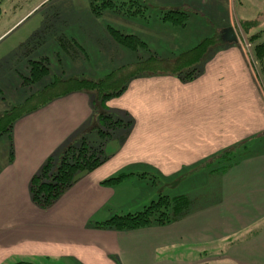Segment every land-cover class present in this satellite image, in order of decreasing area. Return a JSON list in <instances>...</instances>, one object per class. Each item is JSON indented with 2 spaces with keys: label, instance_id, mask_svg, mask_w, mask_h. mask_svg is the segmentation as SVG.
I'll list each match as a JSON object with an SVG mask.
<instances>
[{
  "label": "crops",
  "instance_id": "0c3cea01",
  "mask_svg": "<svg viewBox=\"0 0 264 264\" xmlns=\"http://www.w3.org/2000/svg\"><path fill=\"white\" fill-rule=\"evenodd\" d=\"M235 1L181 0V7L225 9L227 29L236 33ZM224 28L194 80L142 74L106 103L107 113L132 125L105 143L108 160L83 173L49 208L34 203L31 180L84 137L99 141L96 95L73 92L16 121L9 138H0V264H264V92L243 46L226 41ZM238 145L227 169L211 163ZM120 174L128 176L103 184ZM174 181L180 188H159ZM161 195L186 196L190 213L165 227H95L142 211Z\"/></svg>",
  "mask_w": 264,
  "mask_h": 264
},
{
  "label": "rangeland",
  "instance_id": "374dc122",
  "mask_svg": "<svg viewBox=\"0 0 264 264\" xmlns=\"http://www.w3.org/2000/svg\"><path fill=\"white\" fill-rule=\"evenodd\" d=\"M114 1L117 5H122L130 0ZM137 1L145 6L144 12L148 17H128L117 13L124 11L116 9L106 10L101 16H96L91 0H0V36L3 35L0 38V117L16 107L22 106L23 112L46 99L47 95L60 93L61 88L55 87L42 98L32 97L56 78L67 80L78 76L99 80L124 66L130 67L126 76L140 68L148 74L146 72H152L153 65L136 64L149 59L152 54L161 60L172 61L210 38H216L217 41L208 51L218 48L217 43L223 38L222 27L227 29L229 25V12L225 9L221 12H196V1L192 2L194 5L191 9L194 10L190 12L183 11L181 0ZM101 2L102 0H96L93 3L99 5ZM129 6L131 4L125 5V8ZM234 6L231 16L234 19L238 43L243 46L257 83L264 92L260 66L249 38L250 35L262 31L261 41H264V0H236ZM132 8L137 9V6L133 5ZM176 10L187 13L186 27L163 21L162 13ZM246 19L249 21H245ZM160 21L173 29L162 28L158 25L162 24ZM249 22L254 23L249 25ZM109 27L126 35L138 36L147 43L148 49L133 51L116 45ZM254 30L259 31L249 34ZM5 31L8 32L4 34ZM74 39L85 47L88 58L72 59L66 53L62 40ZM248 44L250 48L247 47ZM45 57L50 58L51 72L39 83L27 84L25 78L31 76L30 61H40ZM196 68L199 69L198 64ZM121 76L125 77L123 74ZM9 136L7 134L5 137ZM4 155L5 150L0 144V158ZM59 161L55 163V167ZM223 164L227 165L228 162ZM82 174L78 173L77 179ZM159 186L162 190L180 188L177 181L161 182Z\"/></svg>",
  "mask_w": 264,
  "mask_h": 264
},
{
  "label": "trees",
  "instance_id": "16d2710c",
  "mask_svg": "<svg viewBox=\"0 0 264 264\" xmlns=\"http://www.w3.org/2000/svg\"><path fill=\"white\" fill-rule=\"evenodd\" d=\"M92 1L93 13L96 16H101L106 10H120L124 12H117L128 17H148L144 12V7L137 0H130L129 2H123L122 5H117L114 0H102L98 4H94L96 0ZM131 4V6L125 8V5ZM136 5L137 9H133L132 6ZM128 9V10H127ZM163 14V21L170 22L175 26L186 27L188 21V15L183 11H169ZM254 22H249V25H253ZM111 36L116 45L123 47L127 50L138 51L140 48L148 49L147 43L141 40L136 35H126L121 31L109 27ZM262 32V31H261ZM261 32L250 35V41L253 45L254 56L260 66V73L264 83V41H261ZM216 38H210L203 40L199 45L193 49L183 53L180 57L166 61L161 60L152 54L149 59L138 62L136 66L150 64L152 72H146L148 74L157 73H171L178 76L184 81L194 80L198 75L197 64L202 60L208 49L216 43ZM220 41V39H219ZM62 46L66 50V53L72 57V59L88 58V54L85 47L79 44L75 39L62 40ZM50 60L43 58L40 61H30V77L25 78L27 84H37L44 79L50 71ZM166 64V65H164ZM129 66L113 71L104 78L99 80L89 77H76L67 80L56 78V80L47 84L43 90L36 92L32 97L45 96L50 90L55 87L61 88V92L57 94L47 95L46 99L37 103L30 109H26L21 112V107H16L10 112H5L0 117V138L7 134H10L13 130L14 124L23 116L31 113L34 110L47 105L54 99L65 96L73 92H92L96 93L94 102V116L97 125L93 131L97 132L99 141H88L87 138H83L79 146L71 145L62 154L59 164L55 167L53 159H49L43 166L41 171L36 174L30 185L33 201L40 208L51 207L64 193H66L76 182L78 173H90L100 166H102L107 160L108 156L104 151L105 143L111 139L116 131L120 128H130L131 121H124L113 117V115L106 112V103L111 99L120 97L127 90L131 79L136 78L142 74H145L143 69H139L132 73L130 76H126V72L129 70ZM121 74L125 75L122 77ZM30 100V99H27ZM238 146L222 152L220 155L214 156L211 163H219L221 171L231 166L238 156H235L234 149ZM235 156L233 160L232 157ZM224 162H228L224 165ZM128 175L120 174L106 179L103 184L108 186H114L122 182ZM147 178L145 175L141 176ZM155 183L154 179L152 180ZM192 208V201L186 196L170 197L167 195H161L157 200L151 202L142 211L135 213H128L124 215H115L108 220L97 223L95 225L98 229L114 230L119 232L133 231L138 229L147 228L150 226L165 227L172 225L184 217H186ZM18 264H33L29 262H22Z\"/></svg>",
  "mask_w": 264,
  "mask_h": 264
},
{
  "label": "water",
  "instance_id": "95a60500",
  "mask_svg": "<svg viewBox=\"0 0 264 264\" xmlns=\"http://www.w3.org/2000/svg\"><path fill=\"white\" fill-rule=\"evenodd\" d=\"M225 39L226 41L228 42H238V37H237V34L234 32V30L232 28L230 29H227L225 31Z\"/></svg>",
  "mask_w": 264,
  "mask_h": 264
},
{
  "label": "built area",
  "instance_id": "2783aa9c",
  "mask_svg": "<svg viewBox=\"0 0 264 264\" xmlns=\"http://www.w3.org/2000/svg\"><path fill=\"white\" fill-rule=\"evenodd\" d=\"M248 48H250L251 46L248 44V46H247Z\"/></svg>",
  "mask_w": 264,
  "mask_h": 264
}]
</instances>
